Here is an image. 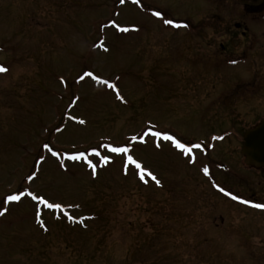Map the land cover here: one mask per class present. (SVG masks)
<instances>
[{"label": "rangeland", "instance_id": "rangeland-1", "mask_svg": "<svg viewBox=\"0 0 264 264\" xmlns=\"http://www.w3.org/2000/svg\"><path fill=\"white\" fill-rule=\"evenodd\" d=\"M214 2L0 0V264H264V168L243 164L238 96L264 69L195 32ZM148 128L204 147L142 142Z\"/></svg>", "mask_w": 264, "mask_h": 264}, {"label": "flooded vegetation", "instance_id": "flooded-vegetation-1", "mask_svg": "<svg viewBox=\"0 0 264 264\" xmlns=\"http://www.w3.org/2000/svg\"><path fill=\"white\" fill-rule=\"evenodd\" d=\"M214 1L213 5L221 10H214L213 14L194 27L195 32L200 33L202 29L207 28V24L211 29L210 37L225 38L219 50L229 55L238 53L237 59L244 66V70L264 69V0ZM234 8L238 11L236 18L226 14ZM223 11L227 16L218 14ZM239 87L240 110L246 116L251 114V120H253L251 126L246 128L245 131H247L256 127L264 119V111H259V107H264V101L261 102V95H259L264 93V74L250 83L245 82L244 79Z\"/></svg>", "mask_w": 264, "mask_h": 264}, {"label": "snow or ice", "instance_id": "snow-or-ice-1", "mask_svg": "<svg viewBox=\"0 0 264 264\" xmlns=\"http://www.w3.org/2000/svg\"><path fill=\"white\" fill-rule=\"evenodd\" d=\"M124 0H121V3H123ZM155 16L159 17L161 15L160 12H155L154 13ZM165 24H173V21L170 19H166L164 21ZM127 30V29H125ZM101 47H103V45H101ZM107 50V49H105ZM6 71V69L3 66H0V72H4ZM86 76H92L91 72H87L85 73ZM94 79L99 80L98 77H94ZM101 83H108L107 81H100ZM111 88H115V85L113 84H109L108 85ZM118 98L119 99H123L122 96H119L118 94ZM80 123H84L83 120L80 121ZM153 136V137H162L164 140L167 141H171L172 145L176 148L179 149L181 152H183L185 155H191L193 148H199L200 145L196 144V145H189V144H185L182 143L179 139H176L173 135H170L167 132H162V131H153L151 128H148L147 130L144 131L143 135L140 137L141 141H144V137L146 136ZM137 137H132L133 140H135ZM157 147H160L159 144L156 145ZM44 147H48L47 145H44ZM99 147H102L104 149H106L107 151H109L110 153H115V154H125V160H124V165L125 168H127L128 165H134L136 169H140L141 173H143L144 169L142 168L141 164L135 160L133 158L132 155H128L127 153L129 152V149L127 147H114L112 144H101ZM92 153L95 156L100 157V159L102 160V162L104 163H108L111 159L110 156L104 155L101 156L100 152H98L95 148L92 149ZM53 155H56V153H53ZM70 159L72 160H81L84 159V154L83 153H79L77 155H72L70 157ZM194 160V157L192 158ZM191 162V161H190ZM88 165L90 167L93 168V174L95 175V166L92 164L91 160L87 161ZM63 166V165H61ZM203 171L205 172V174L208 173V169L204 168ZM149 175H152V173H148ZM35 176V173H33L32 175L28 176L29 180H32L33 177ZM141 179H143V176L141 175ZM152 179L155 181V183L157 185L160 184V181L153 175ZM221 192H225V190L223 188L219 189ZM226 195H231V193H227L225 192ZM25 195V193L21 192L19 194H8L5 198V200L3 201V203H8V202H13V201H19L21 199V196ZM27 195L31 196L33 200L38 201L41 204H44L46 207L50 208V209H55V208H59L60 205L59 204H53V203H49L47 199H45L43 196H38V195H33L31 192H28ZM232 199H238L237 196H232ZM244 203H247V201H243ZM257 208H262L264 209V204H257L254 205ZM39 211H37V218H39Z\"/></svg>", "mask_w": 264, "mask_h": 264}, {"label": "water", "instance_id": "water-1", "mask_svg": "<svg viewBox=\"0 0 264 264\" xmlns=\"http://www.w3.org/2000/svg\"><path fill=\"white\" fill-rule=\"evenodd\" d=\"M243 145L241 155L247 166L255 168L264 167V119L251 130L246 131L242 137ZM202 147L201 144H199Z\"/></svg>", "mask_w": 264, "mask_h": 264}]
</instances>
